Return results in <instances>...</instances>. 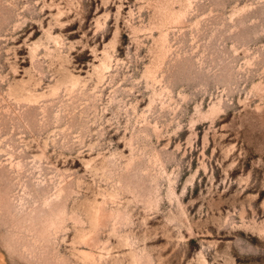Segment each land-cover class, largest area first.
Instances as JSON below:
<instances>
[{"label":"rangeland","instance_id":"rangeland-1","mask_svg":"<svg viewBox=\"0 0 264 264\" xmlns=\"http://www.w3.org/2000/svg\"><path fill=\"white\" fill-rule=\"evenodd\" d=\"M0 264H264V0H0Z\"/></svg>","mask_w":264,"mask_h":264}]
</instances>
